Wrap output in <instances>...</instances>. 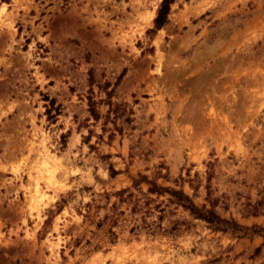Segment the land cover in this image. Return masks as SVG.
I'll use <instances>...</instances> for the list:
<instances>
[{
	"label": "rangeland",
	"instance_id": "obj_1",
	"mask_svg": "<svg viewBox=\"0 0 264 264\" xmlns=\"http://www.w3.org/2000/svg\"><path fill=\"white\" fill-rule=\"evenodd\" d=\"M160 2L0 0V264H264V0Z\"/></svg>",
	"mask_w": 264,
	"mask_h": 264
},
{
	"label": "trees",
	"instance_id": "obj_2",
	"mask_svg": "<svg viewBox=\"0 0 264 264\" xmlns=\"http://www.w3.org/2000/svg\"><path fill=\"white\" fill-rule=\"evenodd\" d=\"M175 1L176 0H161L156 10V14L153 20V28L151 32H156L167 24L168 15L170 13V6ZM109 87L110 85L108 83H105L103 84V86H100V89L104 90V94L106 95V98L104 100H100L98 104L99 105L103 104L108 107L107 119H109L110 115L113 114L114 115V119H113L114 121L112 122L113 130L121 133L122 128L121 126L118 125V123L116 122V119H118L119 116L121 115L122 108L120 105L113 104L111 102L112 94L114 92L115 87H112L111 90H108ZM96 105L97 104L94 102V100L88 97V112L95 122H97L100 119V114L96 108ZM47 114H49V111H47ZM103 125L105 126L106 123H104ZM116 174L117 172L112 170V175H116ZM146 179L147 178L143 176L141 177L140 181H134V187L138 186L140 182H146L151 185V187L148 189L149 193H156L158 195H161L162 193H167L175 200V203L178 206L182 207L184 210H187L192 216H194L195 219L205 222L208 226L213 228V230L222 231V232H225L227 230H231L234 232H237V231L243 232L247 230V228L239 225L234 220H226V219L221 218L214 211L215 204L212 203L210 209H205V206L199 209L193 203L192 199L188 197L187 195H185L181 190H175V189H170V188H160L155 183L147 182Z\"/></svg>",
	"mask_w": 264,
	"mask_h": 264
},
{
	"label": "crops",
	"instance_id": "obj_3",
	"mask_svg": "<svg viewBox=\"0 0 264 264\" xmlns=\"http://www.w3.org/2000/svg\"><path fill=\"white\" fill-rule=\"evenodd\" d=\"M15 110V109H14ZM36 116V119H37V122H36V126L37 127H42L40 124H39V117H38V115H35ZM26 119V118H25ZM27 122V121H26ZM29 122V121H28Z\"/></svg>",
	"mask_w": 264,
	"mask_h": 264
}]
</instances>
